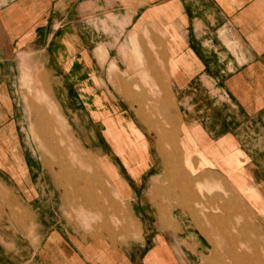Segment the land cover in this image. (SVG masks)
<instances>
[{
	"label": "crops",
	"instance_id": "1",
	"mask_svg": "<svg viewBox=\"0 0 264 264\" xmlns=\"http://www.w3.org/2000/svg\"><path fill=\"white\" fill-rule=\"evenodd\" d=\"M27 72L95 153L106 192L81 207L107 221L94 233L33 220L8 242V264H200L213 239L231 253L221 228L261 237L264 0H0V172L14 185L37 167ZM216 200L259 223L230 224L207 210Z\"/></svg>",
	"mask_w": 264,
	"mask_h": 264
},
{
	"label": "rangeland",
	"instance_id": "2",
	"mask_svg": "<svg viewBox=\"0 0 264 264\" xmlns=\"http://www.w3.org/2000/svg\"><path fill=\"white\" fill-rule=\"evenodd\" d=\"M27 73L31 75L30 80L24 79V74H21L20 82L26 116L29 117L25 122L24 141L35 150L37 167L32 170V184H11L9 175L0 172V264L9 262L5 253L10 246L8 242L17 235L15 231L18 228H35L33 220L40 228H49L48 222L59 218L63 223L65 220L68 228H83L94 233L97 226L101 228L107 221L104 215L106 211L81 207V204H85L83 195L106 192L102 181H98L101 175L95 153L84 151L89 150L90 146L80 142L69 122L63 119L60 106L47 101L43 79L37 81L38 78ZM80 125L86 130L84 139L89 145H94V124L81 121ZM80 159L85 163L80 165ZM18 172L21 173V170ZM64 194H67L66 200H59ZM24 195L31 199L29 204L23 201ZM221 203L216 200L206 208L216 214H226V221L230 220L232 225L257 223L258 220L244 214L247 211L237 202H232L231 212L224 211ZM128 223L126 226L129 227ZM130 229L134 233L138 232V228ZM221 229L229 242L231 253L217 248L218 243L213 239L215 250L203 257L200 264H264V228H261L263 234L258 239L252 234L255 228ZM25 235L30 237L31 233ZM138 236L137 239L142 240V231Z\"/></svg>",
	"mask_w": 264,
	"mask_h": 264
},
{
	"label": "bare ground",
	"instance_id": "3",
	"mask_svg": "<svg viewBox=\"0 0 264 264\" xmlns=\"http://www.w3.org/2000/svg\"><path fill=\"white\" fill-rule=\"evenodd\" d=\"M28 77V76H27ZM27 79V78H26ZM51 148V147H50ZM49 151V150H48ZM52 151V150H51ZM81 158V157H80ZM79 163H80V165L82 164V163H85V161H83V160H79ZM85 165V164H84ZM180 214H181V212H180ZM183 216H184V214H183Z\"/></svg>",
	"mask_w": 264,
	"mask_h": 264
}]
</instances>
